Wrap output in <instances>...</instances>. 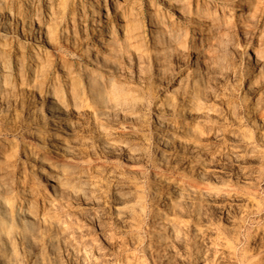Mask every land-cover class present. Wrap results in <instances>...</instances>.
<instances>
[{
  "label": "rangeland",
  "instance_id": "1",
  "mask_svg": "<svg viewBox=\"0 0 264 264\" xmlns=\"http://www.w3.org/2000/svg\"><path fill=\"white\" fill-rule=\"evenodd\" d=\"M92 1L99 3L102 19H106L102 13L103 0ZM115 1L122 10H131L135 16L134 36L141 47L137 54L123 60L116 59L115 74L118 89L121 88V102L100 109V113L93 112L86 103V79L81 73L90 66L83 50L86 45L92 46L90 41L94 31L87 0H62L61 6L53 10V18L50 12L43 15L41 28L43 31L49 29L55 35L47 47L34 43L32 33L25 32L20 36L15 26L7 41L6 54L12 72H16L21 54H27L35 46L43 51L40 54L42 60L50 65L48 74L51 81L59 74L62 62L72 68L71 76L77 81L80 79L78 92L79 96L83 95L79 99L80 108H66L67 123L61 136H64L69 151L64 160L78 167L77 173L69 175L70 182L78 184L75 178L81 175L88 179L87 184L92 188L85 197L69 195L65 200L66 206L57 215L68 218L67 221L80 230L83 239L87 238L85 241L92 243L91 255L95 254L97 246L104 251L102 253H115L117 263L114 264H121L124 253L145 242L151 213V178L157 173L155 168L158 165L154 132L170 137L171 146L164 149L167 166L162 174L166 181L174 180V171L181 172L184 166L193 164L186 147L178 142L184 139L181 137L184 127L181 124L185 123L187 128L196 130V138L193 133L190 140L197 143L199 153L209 148L214 153L210 158L202 157L207 162L203 178L212 194L205 195L198 202V213L190 209L187 219L196 223V233L207 228L222 232L223 238L240 254L251 244L249 240L253 230L264 225V146L261 142L264 135V0H240L243 8L233 15L228 12V3L225 4V17L234 22L216 39L213 52L204 45L201 48L204 60L198 64L192 62L196 34L191 28L188 29L185 48L159 70L151 59L150 13L157 9L159 14L178 21V15L174 13L178 8L188 15V19H194L192 14L203 4H209L213 9L223 5L219 0H171L177 7L168 8L165 0ZM12 10L17 15L20 9L15 4ZM111 10L109 7L110 18L113 19ZM23 18L30 22L35 16ZM196 22L198 20L192 21ZM181 28L177 32L179 40L185 38ZM119 40L122 41L120 37ZM14 74V90L0 98V137L17 143L19 150L24 140H29L35 152L39 151L42 157L50 151L46 142L52 136L46 113L35 109L41 99L26 93L29 87L24 83L29 80V73ZM20 84H24L23 88ZM192 86L197 88L194 97ZM191 97L192 103L199 108L186 116L183 106ZM51 152L61 155L60 151ZM22 167V161H18L14 172L18 174ZM31 168L25 165L27 174ZM167 168L172 169L171 173ZM111 171L124 174L132 185L131 194L118 191L121 188L108 179ZM33 182L35 185L38 183L36 179ZM158 190L165 194L168 191L166 182L159 185ZM125 206L141 208L138 212L140 219L134 227H126L117 219L119 209ZM100 228L111 236V240H106L98 230ZM201 232L198 238H202ZM191 238L190 235L184 236L185 243L182 239L183 242L175 246V257L170 264L193 263ZM63 248L62 245L55 246L56 251L60 249L61 263L76 264V256L72 253L74 260L69 256L71 252Z\"/></svg>",
  "mask_w": 264,
  "mask_h": 264
},
{
  "label": "bare ground",
  "instance_id": "2",
  "mask_svg": "<svg viewBox=\"0 0 264 264\" xmlns=\"http://www.w3.org/2000/svg\"><path fill=\"white\" fill-rule=\"evenodd\" d=\"M22 1H24V6H22ZM61 1L0 0V98L2 99L4 95L14 90L16 84L14 73L21 75V73L28 72L29 80L24 83L29 87L26 93L32 95V98L41 99L35 109L45 111L46 121L52 133L46 142L47 149L50 151L42 157L39 151L35 152L33 149L35 147H32L29 140H24L22 149L19 150L17 143L0 137V264H62L61 255L58 254L60 249L57 251L58 248L55 249L58 245L64 246L63 249L71 252L69 255L71 258L73 255L76 256V264L117 263L115 253H102L104 251L97 246L95 254L91 255L92 243L88 244L85 241L88 239H83L80 230L73 227L70 221H67L68 218L57 215V212L66 206L65 200L69 195L85 197L88 195L86 192L92 188L87 184L88 179L81 175L75 178L78 179V184L70 182L69 175L77 173L78 167L64 160L69 151L64 136H61L67 123L66 108L79 107V99L83 96H79L80 91L78 92L79 86L81 87L78 82L80 79L77 81L74 76H71L69 73L72 72V68L62 62L59 74L51 81L48 74L50 65L42 60L40 54L43 51L35 46L27 54H21V61L16 64V72H12L7 59L6 45H8L9 34L14 26L16 31H20V36H24L25 32L32 33L34 43H41L47 47L55 35L53 36L49 29L43 31L41 28L44 22L43 15L50 12L53 18V10L56 6L57 8L61 6ZM87 1V6L91 10V27L94 31L90 41L92 46L86 45L83 50V53L87 55L86 62L90 66L84 68L81 73H83L82 78L86 79L84 88L87 93L85 94L86 103L92 107L93 112L100 113V109L109 108L121 102L122 94L119 91L121 88L118 89L115 74L116 59L123 60L131 54L139 53L141 44L134 36L136 33L135 16L131 10L128 12L122 10L115 0H103L102 13L107 18L102 19L99 3L92 0ZM219 1L223 5L220 8L213 9L208 6L209 4L196 8L192 14L194 19H188V15H185L184 11L179 8L174 12L178 15V21L159 14L157 9L150 13V47H152L151 59L154 67L158 70L162 69L177 57L186 46L188 29L191 28L196 34L194 36L196 47L192 54L193 63L198 64L204 60L201 49L204 45L211 51L215 49L216 39L227 28H231L234 22L225 17L223 8L225 4L228 3L230 15L243 8L240 0ZM165 3L168 8L177 7L173 6L171 0H165ZM15 4L20 9L17 15L12 10ZM109 7L112 8L113 19L110 18ZM82 11H85V8H82ZM31 15L35 18L30 22H27L29 19L26 21L23 18ZM197 20L195 24L192 23ZM181 27H183L185 38L181 37L182 40H179L177 32L182 29ZM262 67H264V62ZM110 76L114 78L109 79ZM24 84H20V87L23 88ZM65 88H68V91H65ZM21 91L25 92L23 89ZM196 93V86H192V96L194 97ZM193 97L189 98L183 106L186 116L198 111V105L192 103ZM157 125L160 126V123ZM181 125L184 126L181 129V137L184 139L178 142L186 147L193 164H187L181 172L174 171L176 178L166 181L162 174L167 166L164 149L171 146V140L167 137L168 135L161 136L155 130L154 141L158 148L156 151L158 165L155 168L157 173L152 174L151 178V213L145 242L136 249L124 253V260L121 264H170L175 257V246L183 242L184 236L189 237V235L193 238H191L194 251L192 264H264V225L253 230L249 240L251 244L240 254H237L232 244L225 240L222 232L218 230L210 228L205 231L200 230L198 233L202 231V238H198L196 223L187 219V213L190 209L197 212L198 202L205 195L212 194L204 181L203 170L207 163L205 160L214 153L212 148L203 151L202 154L199 153L197 143L190 140L196 130L187 128L185 123ZM194 137L196 138V135ZM39 142L45 144V141L39 140ZM261 142L264 146V135ZM104 147L107 148L105 145ZM51 150L60 151L61 155L57 156ZM250 152L254 154L252 149ZM203 155L206 157L205 160L202 158ZM18 161H22L23 167L17 174L14 170L18 166ZM26 164L32 167L28 174L25 170ZM171 171L172 169L168 172L171 173ZM113 172L108 174V179L112 184L121 188L118 191L131 194L132 185L123 176L124 174ZM30 177L32 181L29 182ZM35 179L38 181L37 186L33 182ZM165 182L168 191L162 194L158 186ZM140 211L139 207L125 206L119 209L117 219L126 227H134L140 219H138ZM262 219L264 220V217ZM98 230L102 232L106 240H111L108 233L101 228Z\"/></svg>",
  "mask_w": 264,
  "mask_h": 264
}]
</instances>
